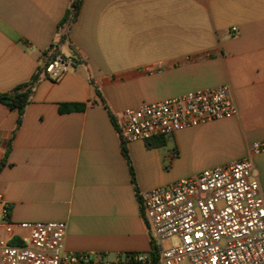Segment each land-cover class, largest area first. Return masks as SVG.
I'll return each mask as SVG.
<instances>
[{
    "label": "crops",
    "instance_id": "0c3cea01",
    "mask_svg": "<svg viewBox=\"0 0 264 264\" xmlns=\"http://www.w3.org/2000/svg\"><path fill=\"white\" fill-rule=\"evenodd\" d=\"M71 1L0 0V94L28 83L50 46L82 59L57 80L40 75L17 129V111L0 103V218L5 204L13 224L62 222L65 253L126 263L150 250L138 193L242 159L254 170L264 0H82L62 42ZM223 85L235 117L123 142L122 155L124 110Z\"/></svg>",
    "mask_w": 264,
    "mask_h": 264
},
{
    "label": "built area",
    "instance_id": "2783aa9c",
    "mask_svg": "<svg viewBox=\"0 0 264 264\" xmlns=\"http://www.w3.org/2000/svg\"><path fill=\"white\" fill-rule=\"evenodd\" d=\"M66 68L57 58L46 66V77L57 80ZM236 115L223 85L126 109L119 135L123 142H147ZM250 152L264 153V140L252 144ZM253 171L242 159L138 193L159 264H264V200ZM8 213L4 204L0 264H119L101 255L65 253L62 222L13 224ZM125 264H151V258L132 255Z\"/></svg>",
    "mask_w": 264,
    "mask_h": 264
},
{
    "label": "trees",
    "instance_id": "16d2710c",
    "mask_svg": "<svg viewBox=\"0 0 264 264\" xmlns=\"http://www.w3.org/2000/svg\"><path fill=\"white\" fill-rule=\"evenodd\" d=\"M81 4H82V0H72L71 1L70 8L67 12V15L64 17V19L58 25V31L60 30V32H61V33L59 32L60 41L64 42L67 39L68 28L73 23V21L76 19L78 12L80 10ZM54 47L57 48V46H54V45L50 46V48L43 53L44 62L40 66V68L38 69L36 74H34L32 76L31 80L28 83L17 86L10 94H0V103L4 104L9 109H14L17 111L16 129L20 125L24 109H25L26 105L29 103L33 87L35 86L36 82L40 78V75H43L46 77V74H45L46 66L50 62L54 61L57 58H60L66 64L75 65V64L82 63V59H81L80 55L76 52V50L71 45H68V47H69L68 55H66V56L63 55L61 57L57 56L58 53H57V50L54 49ZM83 107H84V105H66V104H63L60 106V110L61 111L69 110V109L81 110ZM112 122L115 125V127L117 128L113 118H112ZM117 130H118V128H117ZM158 139H160V138H158ZM121 152H122V155L125 158H127V152H126V149L123 145V141H121ZM142 214H143V212H142ZM143 218H144V215H143ZM144 220H145V218H144ZM146 226L148 228L147 222H146ZM148 235H149V242H150V250H149L148 254L151 258V264H159V256H158V252L156 249V245L154 244L153 240L151 239L150 233H148ZM11 243H15V241H12ZM128 255L129 254H127V256ZM132 255H136V254H131V256Z\"/></svg>",
    "mask_w": 264,
    "mask_h": 264
},
{
    "label": "rangeland",
    "instance_id": "374dc122",
    "mask_svg": "<svg viewBox=\"0 0 264 264\" xmlns=\"http://www.w3.org/2000/svg\"><path fill=\"white\" fill-rule=\"evenodd\" d=\"M256 159L253 162V166H254V175H256L259 179L260 185H261V189L264 193V153L258 154L256 155ZM175 243V241H171L170 244ZM169 245V243H164V246ZM66 255V254H65ZM119 264H125L123 260L120 261Z\"/></svg>",
    "mask_w": 264,
    "mask_h": 264
}]
</instances>
